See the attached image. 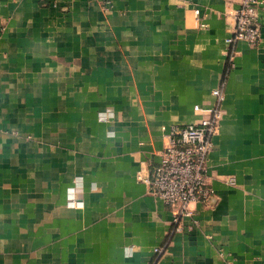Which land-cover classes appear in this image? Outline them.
Here are the masks:
<instances>
[{
  "label": "crops",
  "instance_id": "1",
  "mask_svg": "<svg viewBox=\"0 0 264 264\" xmlns=\"http://www.w3.org/2000/svg\"><path fill=\"white\" fill-rule=\"evenodd\" d=\"M240 1L0 0V264H264V0L229 61ZM216 87L214 192L177 230L137 175Z\"/></svg>",
  "mask_w": 264,
  "mask_h": 264
},
{
  "label": "built area",
  "instance_id": "2",
  "mask_svg": "<svg viewBox=\"0 0 264 264\" xmlns=\"http://www.w3.org/2000/svg\"><path fill=\"white\" fill-rule=\"evenodd\" d=\"M263 0H241L238 8L232 13L234 26L229 44V61L237 52V41L245 40L251 44L261 38L258 21V7ZM215 98L212 107L194 105L195 110L204 116L195 123L174 125L166 133L159 161L146 175L141 172L137 177L148 183L150 192L174 207L173 223L179 229V222L184 217L195 218L191 204L208 202L213 195L209 181L208 158L214 147L213 139L218 131L221 116L223 92L220 87L212 90ZM110 111L100 112L101 117H110ZM233 182V179H229ZM70 205H76L73 195L69 198ZM166 243L155 247V258L163 251Z\"/></svg>",
  "mask_w": 264,
  "mask_h": 264
},
{
  "label": "rangeland",
  "instance_id": "3",
  "mask_svg": "<svg viewBox=\"0 0 264 264\" xmlns=\"http://www.w3.org/2000/svg\"><path fill=\"white\" fill-rule=\"evenodd\" d=\"M234 57V56H233Z\"/></svg>",
  "mask_w": 264,
  "mask_h": 264
}]
</instances>
